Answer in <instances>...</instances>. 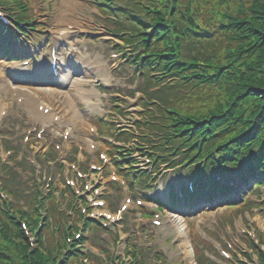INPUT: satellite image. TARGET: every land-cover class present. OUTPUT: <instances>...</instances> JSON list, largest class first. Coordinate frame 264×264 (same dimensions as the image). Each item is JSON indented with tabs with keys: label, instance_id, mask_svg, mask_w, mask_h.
Instances as JSON below:
<instances>
[{
	"label": "rangeland",
	"instance_id": "374dc122",
	"mask_svg": "<svg viewBox=\"0 0 264 264\" xmlns=\"http://www.w3.org/2000/svg\"><path fill=\"white\" fill-rule=\"evenodd\" d=\"M65 1L66 6L64 5ZM93 1L95 0H26L25 17L26 21L31 20L29 25L24 27L26 31L18 37L13 35L9 45L8 43L4 46L1 45L2 41L0 40V158L18 173L16 180L19 188L24 192L23 196L13 200L14 206L22 205L27 206L28 209L32 208L35 203L36 189L33 180H36L37 186L45 194V182L49 176L52 178L50 183L56 187L53 195L59 201L62 174L65 175L68 170V173L74 175L67 166L68 163L65 160L63 162L64 154L67 155V159L72 157L74 145L80 141L83 145L82 154L86 159V161L80 160V167L83 169L89 165L91 155L87 143L90 139L86 135L88 122L101 129V134H105L102 131L104 126L111 129V124H114L117 127V132L118 129L130 130L136 136L150 135L153 142L158 139L151 121L155 118H162L156 116L155 111L148 109L152 105H149V100L145 101L147 96L143 92L148 88V85L145 86L141 82V77L135 73V68L130 64L128 57L132 53L120 36L116 35L114 21L108 19L105 13L100 14L94 7ZM112 3L116 7H126L116 0H112ZM0 10L7 11L5 8H0ZM91 32L95 33L94 37L89 36ZM64 39L74 45L76 49L78 48L80 53L82 52L81 60L83 62L81 64L85 68L90 65V60L97 68L93 69L94 74L90 73L89 77L93 78L87 79L88 82L83 85L78 81L71 82L67 89L49 92L50 97L47 96L49 93L46 94L44 90L25 85V87L19 86L20 84L15 82L11 75L12 68L9 60L1 58L4 57L5 52H8L7 58L14 55H27L29 51L41 49L40 46L45 43H48V46L56 43L59 47V44L65 41ZM29 45L32 46L29 47ZM84 71L87 70L84 69ZM100 86L107 88L99 90ZM167 96L177 107L189 106L193 103L185 89L177 91L171 89ZM44 98L46 99L41 100ZM18 99H22L24 105L18 103ZM25 99L35 100L34 106L40 101L55 106L61 119L65 121L64 126L72 124L76 126L78 133L72 137L69 143L65 141L67 143L65 151L64 149L61 151L54 149V142L49 136L48 130L43 132L46 139L44 143L36 140L35 133L44 122L34 118V114L26 107ZM153 107L155 106L153 105ZM162 114H164L163 111ZM102 115H108L111 123L100 122ZM55 137V143H60V138H57L56 135ZM125 137L126 135L121 136L120 141ZM51 142L52 144H50ZM132 142L127 144V148L134 147ZM6 147L9 149H5ZM119 147L115 145L116 149ZM143 149L144 153H148V156L151 155L149 152H155V149L151 150L147 147ZM7 150H10V154ZM161 151L162 148L159 152H155V155H160ZM129 153L131 154L130 158L138 159L139 156L134 150ZM9 156L15 157V159L12 160L8 158ZM169 157L177 159L175 164H178L181 159L180 155L176 156L175 154H171ZM22 159H25L27 163ZM151 160L153 161V159ZM15 161L20 165L14 164ZM62 163L65 167L61 168L60 164ZM138 166L147 167L146 171L153 174V180L149 184H154L155 178L161 179L164 191L171 183L177 186L181 185L179 183L185 185L189 179L187 174L190 168L186 165L181 168H168L169 164L159 162L155 166ZM134 167L133 169H136L137 166ZM5 169L7 168L0 166V176H5ZM146 174L147 172H144L143 176L148 175ZM221 174L224 178L223 181L227 180L224 183L232 185L230 192L222 191L223 193L220 192L218 195L212 194V197L193 198L185 204L183 209H180L181 205H174L173 210L165 206L156 208V210L146 206L143 208L130 206L124 213L123 223L114 224L113 228L108 231V237L104 238L101 243L97 240V245L108 249L113 254L110 257L113 261L112 264H121V261L126 262L132 259L127 250H124L126 246L134 248V253L139 254L145 264H195L203 250L207 255L205 260H217L216 262L219 264H256L258 257L250 246L263 242L259 250L264 253V187H260L259 191L255 192V186L251 184L252 181L241 186L240 175L246 174L243 165L227 166L225 172ZM215 175L213 174V177L218 180ZM44 176L46 180L43 179ZM87 179H90V176ZM104 179L107 180V177ZM126 180H130V177ZM139 180L136 178L135 182L141 188ZM221 183L219 182V184ZM102 191L104 196L109 195L108 199L113 197L114 207L118 208L123 198L119 199L113 191L107 190L106 181ZM133 195L135 198H139L137 194ZM245 197H247V201L244 200ZM108 199L107 204L111 205ZM228 202L231 203L228 204ZM45 203L50 205L47 200ZM55 204L62 212L59 217L62 227L63 221H67L64 215L66 207L63 201L55 202ZM38 213L44 215L43 212L38 211ZM145 213L151 215L148 216ZM51 214L52 216L48 220L56 218L54 211ZM172 216L182 218L187 225V236L190 241V244L187 243V247L181 246L182 240L171 224ZM0 219L5 221V215L0 213ZM153 219L162 222L161 225L153 224ZM52 224L50 221V226ZM87 228L91 233H103L101 227L93 226L90 222L87 223ZM47 229L46 227V246L53 250L52 241L54 239L48 232L50 229ZM28 238L31 244L37 246L30 234H28ZM42 244L45 245L43 240ZM113 245H117L114 252ZM184 250L187 251L186 254ZM222 250H225L227 255H224ZM100 254L103 252L100 251ZM84 263L108 264L100 258L93 259L92 257H88Z\"/></svg>",
	"mask_w": 264,
	"mask_h": 264
},
{
	"label": "trees",
	"instance_id": "16d2710c",
	"mask_svg": "<svg viewBox=\"0 0 264 264\" xmlns=\"http://www.w3.org/2000/svg\"><path fill=\"white\" fill-rule=\"evenodd\" d=\"M12 1L23 7L22 0ZM124 1L131 9L123 13V40L140 50L133 62L158 88L150 98L165 106L157 125L161 144L192 150L189 158L197 154L209 163L216 149L222 163L254 151L249 168L264 169V0ZM165 86L192 88L191 99L204 107L167 106ZM5 182L12 191L13 176ZM9 217L0 226V264H55L41 234L32 248L19 221Z\"/></svg>",
	"mask_w": 264,
	"mask_h": 264
},
{
	"label": "bare ground",
	"instance_id": "6f19581e",
	"mask_svg": "<svg viewBox=\"0 0 264 264\" xmlns=\"http://www.w3.org/2000/svg\"><path fill=\"white\" fill-rule=\"evenodd\" d=\"M64 5L66 6V1L64 2ZM244 184V183H243ZM171 224L176 233L178 234V237L181 241V246L184 245V247H187V243L190 244V241L187 236V225L185 224L184 220L182 218H178L176 216H172ZM184 253L186 254L187 251L184 250Z\"/></svg>",
	"mask_w": 264,
	"mask_h": 264
}]
</instances>
